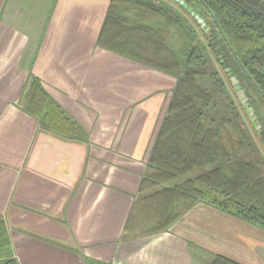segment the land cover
I'll use <instances>...</instances> for the list:
<instances>
[{
  "label": "crops",
  "instance_id": "obj_1",
  "mask_svg": "<svg viewBox=\"0 0 264 264\" xmlns=\"http://www.w3.org/2000/svg\"><path fill=\"white\" fill-rule=\"evenodd\" d=\"M8 3L0 0V216L17 263L203 264L198 247L264 264V231L204 204L167 232L121 240L174 81L95 47L108 0H58L34 35L3 20ZM29 73L88 141L47 133L20 109Z\"/></svg>",
  "mask_w": 264,
  "mask_h": 264
},
{
  "label": "trees",
  "instance_id": "obj_2",
  "mask_svg": "<svg viewBox=\"0 0 264 264\" xmlns=\"http://www.w3.org/2000/svg\"><path fill=\"white\" fill-rule=\"evenodd\" d=\"M183 1L204 19L207 33H197L183 9L163 0H108L95 41L97 49L174 81L122 241L167 232L198 204L264 231V0ZM228 74L259 118V132L246 119ZM19 106L39 129L88 141L84 128L30 73ZM194 248L203 264H239ZM0 264H18L1 216Z\"/></svg>",
  "mask_w": 264,
  "mask_h": 264
},
{
  "label": "rangeland",
  "instance_id": "obj_3",
  "mask_svg": "<svg viewBox=\"0 0 264 264\" xmlns=\"http://www.w3.org/2000/svg\"><path fill=\"white\" fill-rule=\"evenodd\" d=\"M57 1L58 0H9L5 13L6 15L3 16V20L20 27L29 25L30 33L34 35L36 32H41L44 27L47 30L50 20L55 13L54 11L56 9ZM163 1L180 10L178 6L171 1ZM27 19L29 23L27 22ZM191 23L193 24L195 31L199 33L197 25L194 22ZM199 36L201 37V34H199ZM261 117L264 120V113H261Z\"/></svg>",
  "mask_w": 264,
  "mask_h": 264
},
{
  "label": "water",
  "instance_id": "obj_4",
  "mask_svg": "<svg viewBox=\"0 0 264 264\" xmlns=\"http://www.w3.org/2000/svg\"><path fill=\"white\" fill-rule=\"evenodd\" d=\"M172 1L174 4H176L178 7L183 9L190 16V18L200 28L201 31H203L205 33L208 32L209 28L207 27V24L205 23L204 19L198 13H196L190 7H188L184 3L183 0H172ZM209 14H210V17L212 18V20L214 21L216 27L218 28V30L222 36V39L225 41L226 45L228 46L229 51L235 57V59L237 61H239L237 59V57L235 56V53L233 52V49L231 48L224 32L222 31V29L219 25V23L217 22V20L215 19V17L213 16L212 13L209 12ZM225 72L227 73L228 70H226ZM227 77H228L229 84L232 88V91H233L239 105L241 106L244 114L246 115L251 127L253 128V130L258 131L260 129L259 122L257 121V118L254 115L253 108L249 106L248 99L245 97L243 90L240 88L237 79L235 77H233L231 74H228Z\"/></svg>",
  "mask_w": 264,
  "mask_h": 264
},
{
  "label": "flooded vegetation",
  "instance_id": "obj_5",
  "mask_svg": "<svg viewBox=\"0 0 264 264\" xmlns=\"http://www.w3.org/2000/svg\"><path fill=\"white\" fill-rule=\"evenodd\" d=\"M169 1H171L172 3H173V1L172 0H169ZM186 13V12H185ZM187 14V13H186ZM188 15V14H187ZM210 15V14H209ZM189 16V15H188ZM190 17V16H189ZM211 20H212V18H211ZM213 21V20H212ZM214 22V21H213ZM208 27V26H207ZM199 28V27H198ZM199 30H200V28H199ZM248 104H249V101H248ZM250 106V105H249ZM251 107V106H250ZM254 111V110H253ZM254 115L256 116V118H257V121L259 122V118L257 117V115L255 114V112H254ZM246 116V115H245ZM246 119H247V117H246ZM248 120V119H247ZM249 122V121H248ZM250 124V123H249ZM259 125H260V122H259ZM261 130V126H260V129L258 130V131H255V130H253V131H255V132H259Z\"/></svg>",
  "mask_w": 264,
  "mask_h": 264
}]
</instances>
